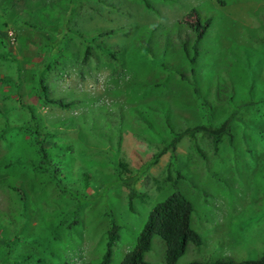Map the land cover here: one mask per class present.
Instances as JSON below:
<instances>
[{
	"label": "rangeland",
	"instance_id": "rangeland-1",
	"mask_svg": "<svg viewBox=\"0 0 264 264\" xmlns=\"http://www.w3.org/2000/svg\"><path fill=\"white\" fill-rule=\"evenodd\" d=\"M147 1L0 0V264H96L112 222L120 264L174 184L202 236L176 264L264 253V0ZM192 8L212 18L193 64ZM234 111L232 141L197 132L152 162L172 132ZM164 254L154 236L146 260Z\"/></svg>",
	"mask_w": 264,
	"mask_h": 264
},
{
	"label": "trees",
	"instance_id": "trees-1",
	"mask_svg": "<svg viewBox=\"0 0 264 264\" xmlns=\"http://www.w3.org/2000/svg\"><path fill=\"white\" fill-rule=\"evenodd\" d=\"M145 5L150 6L147 0H143ZM192 18V22L186 21L194 33V39L191 46L184 47L185 55L188 56L190 63H195L199 56V44L204 38L208 28L212 23V18L207 17L205 20L200 18L198 11L192 8L184 18ZM114 33L113 29L100 30L94 37H103ZM83 38L86 41L82 61L86 63L92 54V46L90 41L93 38ZM97 49L106 54L111 59H116V55L109 47L103 44H97ZM41 94L47 103L55 104L61 108H69L76 103V100H64L63 98H53L49 95V87L46 83H39ZM236 111L232 112L225 120L217 126L211 125H196L194 127H187L181 129L179 132H172V138L169 143L162 147L159 151L153 154V163H156L159 157L168 149L174 150L176 144L183 136L193 137L197 132H201L207 136L215 150L218 149L219 144L228 137L232 141L231 123L234 120ZM182 177L177 174V179ZM166 180L170 181L171 176L168 175ZM174 191L166 196L163 200L155 203L148 212L147 218L136 237L135 245L125 253L120 264H153L146 260L145 254L152 247V240L154 236H159L165 244L164 259L166 264H176L178 259L186 252L190 244L199 246L202 244V236L191 226V216L193 212V204L174 184ZM138 193L134 189L129 190L128 205L132 209V201L138 197ZM120 238V226L112 222L107 233L106 247L101 259L96 264H110L113 255V246ZM23 260H30L31 256H22ZM43 259H38V262ZM186 264H264V253L256 258H245L241 260H234L232 258L220 257L211 261L206 260H192Z\"/></svg>",
	"mask_w": 264,
	"mask_h": 264
},
{
	"label": "built area",
	"instance_id": "built-area-1",
	"mask_svg": "<svg viewBox=\"0 0 264 264\" xmlns=\"http://www.w3.org/2000/svg\"><path fill=\"white\" fill-rule=\"evenodd\" d=\"M11 39L14 40V37H12Z\"/></svg>",
	"mask_w": 264,
	"mask_h": 264
}]
</instances>
